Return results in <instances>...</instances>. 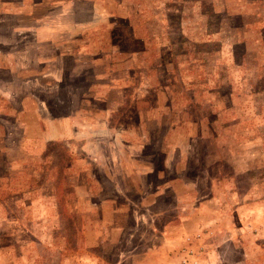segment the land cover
Masks as SVG:
<instances>
[{"label":"rangeland","instance_id":"rangeland-1","mask_svg":"<svg viewBox=\"0 0 264 264\" xmlns=\"http://www.w3.org/2000/svg\"><path fill=\"white\" fill-rule=\"evenodd\" d=\"M13 1L0 264H264V0Z\"/></svg>","mask_w":264,"mask_h":264},{"label":"crops","instance_id":"crops-1","mask_svg":"<svg viewBox=\"0 0 264 264\" xmlns=\"http://www.w3.org/2000/svg\"><path fill=\"white\" fill-rule=\"evenodd\" d=\"M17 1V2H16ZM15 2L13 1L12 3H18V4H20V5H18V9H16V10H14V8H10V10L8 11V12H11V14L13 15V16H17V15H22L24 18H26V19H28V21L27 22H29V23H27V24H20V25H16V26H18V29L20 30V31H24V32H26V31H30V30H33L34 32H36L35 34H36V38H37V41H36V44L35 43H33V45L32 46H25L24 48L25 49H30V48H32V49H35V46H36V48H40V45H41V43H39V42H41L40 41V37H41V35H42V27H44V26H40V24H39V22H41V18L44 16L45 18H54V16H57L55 13H53V11H48V12H45V13H43V14H41V13H36L35 12V2H34V0H32V1H24V0H16ZM9 2H7L6 4H8ZM21 4H22V6H21ZM3 5H5V3L3 2ZM8 15H10V14H8V13H6V16H8ZM43 17V18H44ZM47 27H50L49 25L48 26H45V28H47ZM3 36H1V38H2ZM56 37V36H55ZM4 38H2V40H3ZM52 41L54 42L55 40H54V38H52ZM20 62L19 63H21V64H24V65H29V63H28V61H24V60H26V59H22V58H20ZM27 60H29V59H27ZM0 62L2 63V64H4V65H6V66H13V65H16V63L14 62V63H8V60H6V62L4 63L3 61H1V59H0ZM24 62V63H23ZM31 62H32V64L33 63H38V64H40V59L39 58H34V59H32L31 60ZM11 70L12 71H16L17 73H19L20 72V70H19V72L16 70V69H14V68H11ZM11 71V72H12ZM38 75V73H35L34 74V76H37ZM16 79V78H15ZM21 82V84H24V78H22V79H16V80H14L13 82H11V83H17V84H19ZM11 83H9V84H11ZM5 85V84H4ZM17 88H19L18 86L16 87V89ZM0 92H3V94H6L7 92H9V93H7V94H10L11 95V93L10 92H13L12 90H11V87L10 86H8V85H6V86H0ZM22 92V91H21ZM12 96V95H11ZM51 130L54 132L55 131V128H54V126H52V128H51ZM51 137V136H50ZM53 137V136H52Z\"/></svg>","mask_w":264,"mask_h":264}]
</instances>
